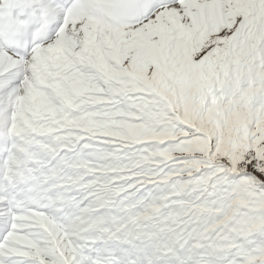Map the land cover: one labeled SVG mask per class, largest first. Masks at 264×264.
Masks as SVG:
<instances>
[{
    "label": "snow or ice",
    "instance_id": "snow-or-ice-1",
    "mask_svg": "<svg viewBox=\"0 0 264 264\" xmlns=\"http://www.w3.org/2000/svg\"><path fill=\"white\" fill-rule=\"evenodd\" d=\"M0 264H264V0H0Z\"/></svg>",
    "mask_w": 264,
    "mask_h": 264
}]
</instances>
